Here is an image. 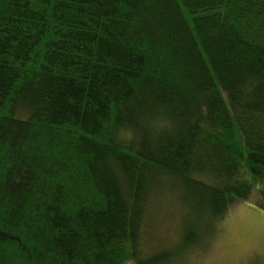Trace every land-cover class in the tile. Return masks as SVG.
<instances>
[{"label": "trees", "instance_id": "obj_1", "mask_svg": "<svg viewBox=\"0 0 264 264\" xmlns=\"http://www.w3.org/2000/svg\"><path fill=\"white\" fill-rule=\"evenodd\" d=\"M167 185L264 210V0H0V264H167Z\"/></svg>", "mask_w": 264, "mask_h": 264}, {"label": "rangeland", "instance_id": "obj_2", "mask_svg": "<svg viewBox=\"0 0 264 264\" xmlns=\"http://www.w3.org/2000/svg\"><path fill=\"white\" fill-rule=\"evenodd\" d=\"M160 194L155 237L176 252L167 264H264V210L256 197L235 201L219 220L189 215L179 187L163 186ZM186 237L197 242L183 247Z\"/></svg>", "mask_w": 264, "mask_h": 264}]
</instances>
